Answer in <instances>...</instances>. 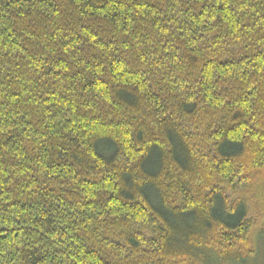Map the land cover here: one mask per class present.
I'll return each mask as SVG.
<instances>
[{"label": "trees", "instance_id": "obj_1", "mask_svg": "<svg viewBox=\"0 0 264 264\" xmlns=\"http://www.w3.org/2000/svg\"><path fill=\"white\" fill-rule=\"evenodd\" d=\"M264 0H0V264H264Z\"/></svg>", "mask_w": 264, "mask_h": 264}, {"label": "rangeland", "instance_id": "obj_2", "mask_svg": "<svg viewBox=\"0 0 264 264\" xmlns=\"http://www.w3.org/2000/svg\"><path fill=\"white\" fill-rule=\"evenodd\" d=\"M262 199H263V201H262L263 209H262V215H261V219L258 223V226H264V194H262Z\"/></svg>", "mask_w": 264, "mask_h": 264}]
</instances>
